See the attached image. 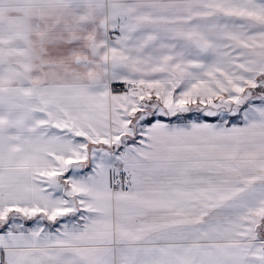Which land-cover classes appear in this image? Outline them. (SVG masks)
Returning <instances> with one entry per match:
<instances>
[{
	"label": "snow or ice",
	"instance_id": "6c2138e0",
	"mask_svg": "<svg viewBox=\"0 0 264 264\" xmlns=\"http://www.w3.org/2000/svg\"><path fill=\"white\" fill-rule=\"evenodd\" d=\"M0 264H264V0H0Z\"/></svg>",
	"mask_w": 264,
	"mask_h": 264
}]
</instances>
